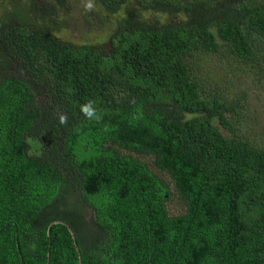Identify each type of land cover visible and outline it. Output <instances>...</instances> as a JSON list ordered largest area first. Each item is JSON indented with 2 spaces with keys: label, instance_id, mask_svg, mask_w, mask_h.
Listing matches in <instances>:
<instances>
[{
  "label": "trees",
  "instance_id": "trees-1",
  "mask_svg": "<svg viewBox=\"0 0 264 264\" xmlns=\"http://www.w3.org/2000/svg\"><path fill=\"white\" fill-rule=\"evenodd\" d=\"M0 2V264H80L55 220L82 264H264V149L198 62H264V0H96L82 44Z\"/></svg>",
  "mask_w": 264,
  "mask_h": 264
},
{
  "label": "rangeland",
  "instance_id": "rangeland-1",
  "mask_svg": "<svg viewBox=\"0 0 264 264\" xmlns=\"http://www.w3.org/2000/svg\"><path fill=\"white\" fill-rule=\"evenodd\" d=\"M39 2L42 6L45 5L43 2L54 4L59 9V15L53 20L58 19L60 23H64V28L59 29L58 34L75 44L90 42L111 29V18L106 16L96 0ZM89 3L93 5L91 9L87 7ZM167 19V15L162 17L163 22ZM37 20L40 22L41 18ZM198 62L206 89L213 95H223L224 98L227 95L228 104L236 107L229 113L233 130L221 128L223 132L231 137L243 136L255 146L264 149V62L246 64L232 59H221L213 54L199 58ZM173 204L174 201L169 202L170 206Z\"/></svg>",
  "mask_w": 264,
  "mask_h": 264
},
{
  "label": "water",
  "instance_id": "water-1",
  "mask_svg": "<svg viewBox=\"0 0 264 264\" xmlns=\"http://www.w3.org/2000/svg\"><path fill=\"white\" fill-rule=\"evenodd\" d=\"M54 223H62V224H65V225L69 228V230H70V232L72 233V236H73V238H74V240H75V243H76V246H77V250H78V252H79V262H80V264H82L81 251H80V248H79L78 243H77V241H76V235H75L73 229L70 227V225H69L68 223H66V222H64V221H62V220H55L54 222H52V224H54ZM52 224H51V225H52ZM51 225L49 226V229H48V234H49V235H50V228H51ZM48 261H50V252H49V256H48Z\"/></svg>",
  "mask_w": 264,
  "mask_h": 264
},
{
  "label": "clouds",
  "instance_id": "clouds-1",
  "mask_svg": "<svg viewBox=\"0 0 264 264\" xmlns=\"http://www.w3.org/2000/svg\"><path fill=\"white\" fill-rule=\"evenodd\" d=\"M87 7H88L89 9H91V8L93 7V5H92L91 3H89V4L87 5ZM82 110L86 113V115H87L89 118H92L93 113H92L88 108L84 107V108H82ZM61 123H65V118H64L63 116H61Z\"/></svg>",
  "mask_w": 264,
  "mask_h": 264
},
{
  "label": "flooded vegetation",
  "instance_id": "flooded-vegetation-1",
  "mask_svg": "<svg viewBox=\"0 0 264 264\" xmlns=\"http://www.w3.org/2000/svg\"><path fill=\"white\" fill-rule=\"evenodd\" d=\"M90 215V214H89Z\"/></svg>",
  "mask_w": 264,
  "mask_h": 264
}]
</instances>
